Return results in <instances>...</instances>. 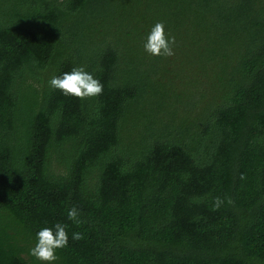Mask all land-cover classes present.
<instances>
[{
  "label": "trees",
  "instance_id": "1",
  "mask_svg": "<svg viewBox=\"0 0 264 264\" xmlns=\"http://www.w3.org/2000/svg\"><path fill=\"white\" fill-rule=\"evenodd\" d=\"M57 223L52 264H264V0H0V264Z\"/></svg>",
  "mask_w": 264,
  "mask_h": 264
},
{
  "label": "clouds",
  "instance_id": "2",
  "mask_svg": "<svg viewBox=\"0 0 264 264\" xmlns=\"http://www.w3.org/2000/svg\"><path fill=\"white\" fill-rule=\"evenodd\" d=\"M175 37L166 32L163 22H157L151 29L144 44L145 50L154 56L171 57L175 55ZM49 85L53 89L63 92L64 95H71L80 99H86L101 95L103 84L101 81L85 70L84 67H74L71 71L65 72L62 76H53L49 80ZM243 178V177H242ZM224 203L220 197H216L214 208L219 209ZM228 203H232L229 199ZM68 218L77 221L79 210L76 206L68 210ZM67 225L57 223L53 228L44 227L37 233V243L30 250V254L45 264L59 259L56 255L57 249L65 248L69 243V235L66 231ZM81 233H73V240L82 239Z\"/></svg>",
  "mask_w": 264,
  "mask_h": 264
},
{
  "label": "rangeland",
  "instance_id": "3",
  "mask_svg": "<svg viewBox=\"0 0 264 264\" xmlns=\"http://www.w3.org/2000/svg\"><path fill=\"white\" fill-rule=\"evenodd\" d=\"M178 12H180V11L178 10ZM168 13H169V12H163V11H162L161 14H162V16H164V15H167ZM164 25H165V28L167 29L166 23H165ZM174 31H177V33H182V34L184 33V34H185V29H184V28H178L177 30H174ZM186 34H189V35H190L191 32H189V31L187 32V31H186Z\"/></svg>",
  "mask_w": 264,
  "mask_h": 264
}]
</instances>
